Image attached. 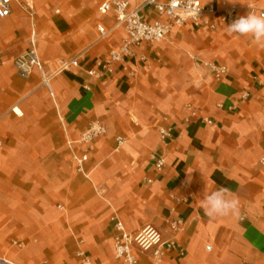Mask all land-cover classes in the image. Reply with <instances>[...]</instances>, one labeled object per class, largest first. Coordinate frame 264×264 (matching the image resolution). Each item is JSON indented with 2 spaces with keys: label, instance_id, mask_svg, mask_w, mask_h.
I'll use <instances>...</instances> for the list:
<instances>
[{
  "label": "crops",
  "instance_id": "crops-1",
  "mask_svg": "<svg viewBox=\"0 0 264 264\" xmlns=\"http://www.w3.org/2000/svg\"><path fill=\"white\" fill-rule=\"evenodd\" d=\"M104 1L32 0L33 18L14 1L0 18V256L83 264L81 250L91 264H128L114 257L120 220L129 232L159 229L160 264H264V43L211 16L215 28L187 22L96 77L88 71L126 36L113 11H99ZM202 3L237 5L234 20L264 9V0ZM142 13L160 18L151 5ZM29 48L46 83L39 69L24 77L14 67ZM76 56L78 67L56 72ZM210 62L226 67L223 79ZM94 121L105 133L88 146L80 137ZM221 187L239 201L238 215L205 214V193ZM134 253L136 264H155L153 251Z\"/></svg>",
  "mask_w": 264,
  "mask_h": 264
},
{
  "label": "built area",
  "instance_id": "built-area-1",
  "mask_svg": "<svg viewBox=\"0 0 264 264\" xmlns=\"http://www.w3.org/2000/svg\"><path fill=\"white\" fill-rule=\"evenodd\" d=\"M33 18L35 13L32 0H0V18L8 17L12 13L13 2ZM133 0H105L100 6L99 11L103 14L113 11L116 14L118 24L123 26L126 33L121 44L104 60L97 61V69L88 71L90 75L101 77L104 72L111 71V64L122 61L127 56H133L132 48L143 43H154L164 39L172 29H180L187 22H191L194 26L199 27L204 24L215 28V23L209 22V17L218 16L219 24L230 25L239 10L235 4L228 5L222 3L220 6L214 4H204L202 0H167L160 2L158 0H140L135 7L130 8ZM151 5L160 16L159 19L148 21L142 13V8ZM252 10H256L252 8ZM258 15L264 14V9L257 10ZM98 30L102 36L106 34L103 26H98ZM144 62L147 61L145 56H140ZM14 67L21 76H29L34 69L43 72V79L46 83L50 75H46L43 71L44 62L34 48H29L23 53L15 57L13 61ZM216 80L223 79L227 74L224 65L216 63H206ZM79 66V56L60 63L56 72L69 70L71 67ZM259 83L264 85V80L259 79ZM247 94L244 95L246 97ZM207 123H212L210 119ZM105 133L104 126L99 121L91 123L81 134L80 141L90 146L94 139ZM169 135L168 130L160 129V136L166 139ZM121 143V139H118ZM87 159V153L75 157L77 170L83 172V163ZM155 167L161 170L164 166L162 157H154ZM150 181V180H148ZM116 234L113 238L114 257L117 260L128 264H136L135 249L143 252L153 251L155 264H160L162 258V247L164 240L158 228L151 224L143 226L136 232H129L125 229L122 221H115ZM170 229L177 233L181 229V221L178 219L170 220ZM167 247H173L174 242L168 241ZM77 256L83 264H91L87 255L81 250L77 251ZM0 264H19L7 257L0 256ZM46 264V263H42Z\"/></svg>",
  "mask_w": 264,
  "mask_h": 264
},
{
  "label": "clouds",
  "instance_id": "clouds-1",
  "mask_svg": "<svg viewBox=\"0 0 264 264\" xmlns=\"http://www.w3.org/2000/svg\"><path fill=\"white\" fill-rule=\"evenodd\" d=\"M229 33H237L242 36H250L257 44L264 43V14H256L254 11L247 16H241L227 26ZM203 208L209 217L236 216L239 213V201L230 198L228 189L219 188L203 197Z\"/></svg>",
  "mask_w": 264,
  "mask_h": 264
},
{
  "label": "rangeland",
  "instance_id": "rangeland-1",
  "mask_svg": "<svg viewBox=\"0 0 264 264\" xmlns=\"http://www.w3.org/2000/svg\"><path fill=\"white\" fill-rule=\"evenodd\" d=\"M22 242H23V241L17 242V244H23ZM12 244H13V243H12ZM0 250H1V251L5 250V248H4V246L1 244V242H0ZM2 254H3V253H2ZM3 255H4V254H3ZM2 257H3V256H2ZM5 257H7L8 259H10V258L8 257L7 254L5 255ZM10 260H11V259H10ZM12 261H13V260H12ZM14 262H16V261H14ZM17 263H18V262H17ZM42 263H46V262H42ZM42 263H41V264H42ZM19 264H20V263H19ZM46 264H47V263H46Z\"/></svg>",
  "mask_w": 264,
  "mask_h": 264
}]
</instances>
